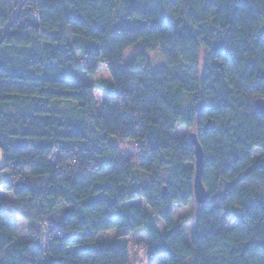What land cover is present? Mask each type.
Returning a JSON list of instances; mask_svg holds the SVG:
<instances>
[{"label":"trees","instance_id":"16d2710c","mask_svg":"<svg viewBox=\"0 0 264 264\" xmlns=\"http://www.w3.org/2000/svg\"><path fill=\"white\" fill-rule=\"evenodd\" d=\"M133 1L0 0V264H130L116 241L136 232L147 264H264V0ZM78 62L109 73L101 113L92 86L71 79ZM177 127L203 151V206ZM114 138L137 143L136 165ZM191 203L188 245L174 212ZM108 231L117 240L99 242Z\"/></svg>","mask_w":264,"mask_h":264},{"label":"rangeland","instance_id":"374dc122","mask_svg":"<svg viewBox=\"0 0 264 264\" xmlns=\"http://www.w3.org/2000/svg\"><path fill=\"white\" fill-rule=\"evenodd\" d=\"M145 0H135L133 3H139ZM143 51V45L142 42H138L137 44L130 47L126 52L124 53V63L126 65H129L133 58L140 54ZM149 58L151 61V66L154 71L160 70L164 66V62L161 56L160 51H155L151 54H149ZM71 79L75 80L76 82L80 83H88L93 88V94L96 99V110L98 113H101L102 111V99L103 95L100 94L97 90L98 82L100 80H110L109 73L107 72L106 68L104 66H100V70L95 75V77H89L83 74L81 69V62L77 63V66L72 67L71 71ZM136 84L133 85V87ZM186 100H189V97H186ZM58 106L62 107H76V104L73 101H59ZM191 133H194V130L185 129L184 127H177L174 136L176 138H180L182 136L189 139V136ZM112 144L116 146L119 149L120 156L123 160H127L133 164L136 165V163L139 162L140 156L137 149V143L133 141H121L117 139L111 140ZM256 158L260 156V154L256 153ZM3 158L2 153L0 151V168L2 167ZM7 179V176L4 172L0 171V182H3ZM8 199H11L13 197L12 194L5 195ZM63 211L62 205L58 207V209L55 212V215L60 214ZM196 208L194 206V203H191L187 208H176L174 212L175 220L177 223L178 228L183 232L184 234V240L186 244L191 243V239L193 237V219L195 215ZM18 226L19 230V236L18 241H24L28 238V230L29 226L28 224L18 218L12 217L11 218ZM237 224V222L235 223ZM228 224V222L222 218L221 220V226L224 229H230L234 227V225ZM158 229L161 234H163L164 227L161 224L160 221H158ZM43 226L40 228V230H43ZM40 233V232H39ZM41 235V233H40ZM117 240L116 238V231H108L103 233L99 237V242L101 243H108L112 244ZM144 236L142 233H135L131 235L129 238L126 239H119L116 241V243L120 245H126L130 251V264H147L145 260V242H144Z\"/></svg>","mask_w":264,"mask_h":264},{"label":"water","instance_id":"95a60500","mask_svg":"<svg viewBox=\"0 0 264 264\" xmlns=\"http://www.w3.org/2000/svg\"><path fill=\"white\" fill-rule=\"evenodd\" d=\"M255 110L264 117V99L254 102ZM189 141L194 148V178H193V199L198 206H203L208 201V194L203 185L204 157L197 134L191 133Z\"/></svg>","mask_w":264,"mask_h":264}]
</instances>
